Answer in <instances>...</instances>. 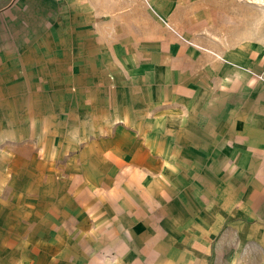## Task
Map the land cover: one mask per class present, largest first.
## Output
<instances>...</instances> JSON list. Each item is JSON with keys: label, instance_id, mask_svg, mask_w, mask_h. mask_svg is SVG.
<instances>
[{"label": "crops", "instance_id": "obj_1", "mask_svg": "<svg viewBox=\"0 0 264 264\" xmlns=\"http://www.w3.org/2000/svg\"><path fill=\"white\" fill-rule=\"evenodd\" d=\"M46 1L0 0V78L33 74L0 87V264H264V42L188 40L204 0H130L160 29L118 53L87 18L50 80L10 53Z\"/></svg>", "mask_w": 264, "mask_h": 264}, {"label": "rangeland", "instance_id": "obj_2", "mask_svg": "<svg viewBox=\"0 0 264 264\" xmlns=\"http://www.w3.org/2000/svg\"><path fill=\"white\" fill-rule=\"evenodd\" d=\"M51 1V2H49ZM144 4L140 0L138 4ZM106 5L109 13L102 14L100 5ZM199 9L207 11V26H199L193 34H190L188 40L200 42H215L223 39H245L254 38L257 41L264 42V0H204L199 2ZM203 4H205L204 8ZM202 6V7H201ZM149 10V6H146ZM145 6L138 8L133 5L130 0H47L44 5L39 6L40 12L35 13L31 19L27 16L21 20L20 27L11 32V37L15 43L12 46L11 55L20 56L19 63L16 67L29 65L32 62H26L25 57L34 54V52L43 54L34 63L43 66V69L50 72V77L57 79L53 74H57L56 57L54 53L71 52L81 48L86 38L87 28L85 21L87 18H92L97 22L102 15L105 18L110 17L111 22L105 25L94 23L90 24V33L93 32L96 36H103L106 40H101L103 45L111 44V47L118 53H123L125 47H129L130 43L137 40H144L154 27L160 29L162 22L159 21L158 27L154 15H145ZM133 11H138L143 16L134 15ZM119 14H123L122 16ZM135 20H134V19ZM94 21V22H95ZM33 23V24H29ZM195 22H199L196 20ZM31 26V28H30ZM104 32V35H102ZM31 40H43L41 44L35 45ZM80 40V42H78ZM104 42V43H103ZM110 42V43H109ZM82 51V50H81ZM25 59V60H24ZM27 59H30L27 58ZM80 60L90 61L86 65H90L95 60L92 58L81 57ZM65 69L70 72V68L77 65L78 60H67ZM43 64V65H41ZM96 64H98L96 62ZM95 65V64H94ZM15 74V76H14ZM44 73L35 72L33 86L41 88L42 85H47L46 78H41ZM33 80L32 72L25 71V68L19 73L4 74L0 78V87L3 91L12 88L25 89L19 87L24 81ZM39 76V77H38ZM82 77L89 80V70L82 71ZM55 81L51 82V86H56ZM48 97V96H47ZM2 98V97H0ZM43 96L40 100H43ZM52 100H55L52 96ZM56 101H58L56 99ZM60 106V103L58 101ZM10 112H0V122L6 121ZM11 147V145H8ZM0 152L2 147L0 143ZM27 151L26 153H28ZM1 183L4 184L3 175L0 176ZM4 187V185H3ZM5 201L4 190L0 191V200ZM4 203V202H3ZM3 218H5V207L3 208ZM6 220H4L5 222Z\"/></svg>", "mask_w": 264, "mask_h": 264}]
</instances>
